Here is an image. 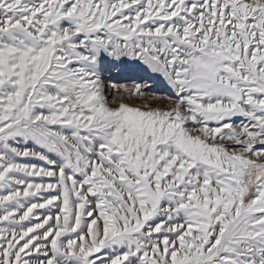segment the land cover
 Segmentation results:
<instances>
[{"label": "snow or ice", "instance_id": "6c2138e0", "mask_svg": "<svg viewBox=\"0 0 264 264\" xmlns=\"http://www.w3.org/2000/svg\"><path fill=\"white\" fill-rule=\"evenodd\" d=\"M0 264H264V0H0Z\"/></svg>", "mask_w": 264, "mask_h": 264}]
</instances>
